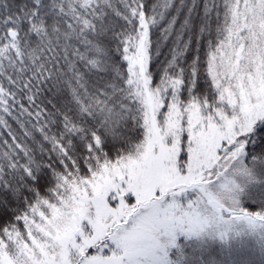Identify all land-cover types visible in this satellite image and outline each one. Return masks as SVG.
Listing matches in <instances>:
<instances>
[{"label":"snow or ice","instance_id":"snow-or-ice-1","mask_svg":"<svg viewBox=\"0 0 264 264\" xmlns=\"http://www.w3.org/2000/svg\"><path fill=\"white\" fill-rule=\"evenodd\" d=\"M248 236L264 264V0H0V264Z\"/></svg>","mask_w":264,"mask_h":264},{"label":"rangeland","instance_id":"rangeland-1","mask_svg":"<svg viewBox=\"0 0 264 264\" xmlns=\"http://www.w3.org/2000/svg\"><path fill=\"white\" fill-rule=\"evenodd\" d=\"M180 247L172 253L178 264H202L210 258H215L219 264H261L259 255V237H245L244 246L233 243L228 249L220 243H214L210 248H203L195 239L189 241L181 238ZM202 258V259H201Z\"/></svg>","mask_w":264,"mask_h":264},{"label":"trees","instance_id":"trees-1","mask_svg":"<svg viewBox=\"0 0 264 264\" xmlns=\"http://www.w3.org/2000/svg\"><path fill=\"white\" fill-rule=\"evenodd\" d=\"M260 256V254L258 255V257ZM261 257V256H260ZM262 262V261H261Z\"/></svg>","mask_w":264,"mask_h":264}]
</instances>
